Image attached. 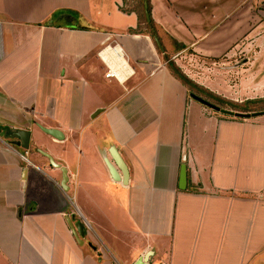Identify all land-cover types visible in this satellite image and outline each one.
Masks as SVG:
<instances>
[{
  "label": "crops",
  "instance_id": "0c3cea01",
  "mask_svg": "<svg viewBox=\"0 0 264 264\" xmlns=\"http://www.w3.org/2000/svg\"><path fill=\"white\" fill-rule=\"evenodd\" d=\"M122 3L0 0V264H264V115L189 87L264 99V0Z\"/></svg>",
  "mask_w": 264,
  "mask_h": 264
},
{
  "label": "water",
  "instance_id": "95a60500",
  "mask_svg": "<svg viewBox=\"0 0 264 264\" xmlns=\"http://www.w3.org/2000/svg\"><path fill=\"white\" fill-rule=\"evenodd\" d=\"M146 7V6H145ZM146 18L147 20H149V15L146 13ZM155 42L157 43L158 46H160V42L158 41V39H155ZM173 70L177 72V70L175 68H173ZM181 77V76H180ZM193 98L197 99L198 101L206 104L207 106L211 107L212 109L220 112L223 115H227V116H231V117H235V118H239V119H250V118H255V117H259L264 115V111H258V112H252V113H240V112H234L232 110H227V109H220L196 96H192ZM45 134L50 135L51 137H53L56 140H62L63 139V135L60 133V131L56 130V129H46L43 127H39ZM11 139H18L19 143L15 144L16 146H20L21 149L26 150L28 148V143H29V139H30V133L26 130H17L15 131L12 135H11ZM110 154L112 156V159L116 165V167L121 171L122 173V182L123 184H126L127 182V169L126 166L124 164V162L122 161V159L119 157L118 153L115 151V149H111ZM42 155H44V157L46 159H48V161L50 162L51 165L59 168L62 172V177L63 180L60 183L61 188L63 189V191H67L68 187H67V181L68 178L66 177V169L64 167H60L59 165L55 164L52 157L50 155H48L47 153L42 152ZM110 170V174L112 176V178L115 181H119L120 177H118V175L116 174V172L112 169V167H108ZM185 177V174L182 175V178ZM77 231L79 232L80 237H84L85 235V231L83 226H81L80 224L75 226ZM147 257V256H146ZM146 257H140L134 264H147V259Z\"/></svg>",
  "mask_w": 264,
  "mask_h": 264
},
{
  "label": "trees",
  "instance_id": "16d2710c",
  "mask_svg": "<svg viewBox=\"0 0 264 264\" xmlns=\"http://www.w3.org/2000/svg\"><path fill=\"white\" fill-rule=\"evenodd\" d=\"M140 2H141V14L140 15H141L142 22L145 24V28L147 30H149L148 32L153 39H158V41L160 42V38H159V36L155 30V24L151 18L150 0H140ZM146 13L149 15V20H147V18H146ZM165 60L168 61L169 57L165 56ZM169 67L171 68L172 66H169ZM189 85H190L189 86L190 90L192 91V94H194V96L196 95V93H199L198 96L201 95L200 96L201 99L203 98L202 96H204V97H206L208 99H212L213 101H216L217 103H220L222 105H227V107H229V109H227V110H232L234 112H240V113H252V112H258V111H264V99L248 100V101H244L242 103H235V102H230V101L224 100L222 98H219L218 96H216V95H214V94H212V93H210L204 89L198 88L194 84L189 83ZM206 98H203V100L212 104ZM212 105H214V104H212ZM214 106L222 108V107L217 106V105H214Z\"/></svg>",
  "mask_w": 264,
  "mask_h": 264
},
{
  "label": "rangeland",
  "instance_id": "374dc122",
  "mask_svg": "<svg viewBox=\"0 0 264 264\" xmlns=\"http://www.w3.org/2000/svg\"><path fill=\"white\" fill-rule=\"evenodd\" d=\"M121 10L122 11H124V12H127V13H129V12H131V11H137V12H139V14H141V2H140V0H123V3H122V7H121ZM141 16V15H140ZM149 31V30H148ZM238 52V51H237ZM167 57H169L168 55H166ZM238 56H240L241 57V55L240 54H238V55H236V57H238ZM229 57V56H228ZM170 58V57H169ZM223 59H226V57H223ZM176 61H178V63L180 64V65H182V66H184V68L186 67V68H191V62L188 60V58L187 57H184V58H182V57H177V58H175L174 59V62L173 61H169V66H172V67H175V68H177L178 69V71L179 72H181V69H179L178 67V65H177V63H176ZM178 66V67H177ZM181 73H183V72H181ZM192 92V91H191ZM196 95H199V93H196ZM201 96V95H200ZM203 98H206V97H204V96H202ZM206 99H208V98H206ZM208 101L209 102H211L212 104H214V105H217V106H220V107H222V108H220V109H229V107H227V105H222V104H220V103H217L216 101H213L212 99H208ZM219 108V107H218ZM70 196L71 197H73V195L72 194H70ZM86 230H88V227L86 228ZM99 247H101L103 250H104V247L99 243ZM106 250V249H105ZM109 251L108 250H106V253H108Z\"/></svg>",
  "mask_w": 264,
  "mask_h": 264
},
{
  "label": "built area",
  "instance_id": "2783aa9c",
  "mask_svg": "<svg viewBox=\"0 0 264 264\" xmlns=\"http://www.w3.org/2000/svg\"><path fill=\"white\" fill-rule=\"evenodd\" d=\"M118 74L114 73L112 70H108L106 77H116Z\"/></svg>",
  "mask_w": 264,
  "mask_h": 264
}]
</instances>
